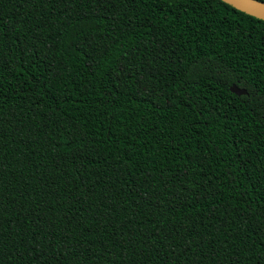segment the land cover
Listing matches in <instances>:
<instances>
[{
	"label": "trees",
	"instance_id": "trees-1",
	"mask_svg": "<svg viewBox=\"0 0 264 264\" xmlns=\"http://www.w3.org/2000/svg\"><path fill=\"white\" fill-rule=\"evenodd\" d=\"M0 264H264V21L0 0Z\"/></svg>",
	"mask_w": 264,
	"mask_h": 264
},
{
	"label": "water",
	"instance_id": "water-1",
	"mask_svg": "<svg viewBox=\"0 0 264 264\" xmlns=\"http://www.w3.org/2000/svg\"><path fill=\"white\" fill-rule=\"evenodd\" d=\"M234 9L244 12L252 17L264 21V3L257 0H221ZM231 91L237 95H246L245 89H240L237 86H233Z\"/></svg>",
	"mask_w": 264,
	"mask_h": 264
}]
</instances>
